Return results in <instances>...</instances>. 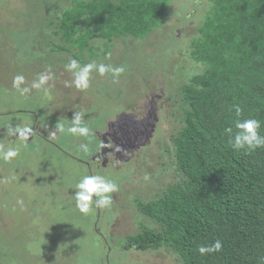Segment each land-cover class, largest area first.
Returning a JSON list of instances; mask_svg holds the SVG:
<instances>
[{
  "label": "rangeland",
  "instance_id": "374dc122",
  "mask_svg": "<svg viewBox=\"0 0 264 264\" xmlns=\"http://www.w3.org/2000/svg\"><path fill=\"white\" fill-rule=\"evenodd\" d=\"M69 1L0 0V146L19 149L8 161L0 156V264H179L171 249L127 251L124 245L143 226L156 228L139 211V203L150 202L179 180L171 143L179 124L171 111L180 107V88L203 69L191 60L190 51L212 1L170 0L165 23L145 39L126 36L110 45L98 40L92 43L94 51L84 53L53 35L56 18ZM70 59L81 66L125 65L126 71L113 83L110 74L93 70L90 87L80 91L65 86L73 79L65 68ZM49 69L53 78L45 85L47 93L32 88ZM17 75L24 77L18 86ZM23 88L29 91L22 93ZM157 94L165 97L161 105L170 108V119L152 109ZM81 110L91 136H51L58 122L67 127ZM148 123L154 132L134 160L119 165L101 150L106 162L100 170L84 164L99 150V133L109 146L110 138L138 146ZM34 125L48 142L27 140L25 148L22 137L9 141V126L19 131ZM81 143L89 144V153L79 150ZM131 155L123 152L122 159ZM84 175L116 181L119 191L111 194L110 207L87 214L76 208L75 184Z\"/></svg>",
  "mask_w": 264,
  "mask_h": 264
},
{
  "label": "trees",
  "instance_id": "16d2710c",
  "mask_svg": "<svg viewBox=\"0 0 264 264\" xmlns=\"http://www.w3.org/2000/svg\"><path fill=\"white\" fill-rule=\"evenodd\" d=\"M169 1H69L53 35L82 53L94 51L98 40H143L165 23ZM211 1L190 51L203 69L180 88V107L173 110L179 180L139 203L156 228L143 226L124 249L168 248L179 264H264V148L233 151L224 134L237 119L231 106L239 104L240 119L260 120L264 135V0ZM217 239L219 252H198Z\"/></svg>",
  "mask_w": 264,
  "mask_h": 264
},
{
  "label": "clouds",
  "instance_id": "9594fccd",
  "mask_svg": "<svg viewBox=\"0 0 264 264\" xmlns=\"http://www.w3.org/2000/svg\"><path fill=\"white\" fill-rule=\"evenodd\" d=\"M67 71L72 73V81L66 82V87H74L80 91H86L90 87V74L95 70L100 76L110 74L113 83H118L119 78L126 71L125 65L113 66L111 64H96L86 63L81 66L77 60L70 59L65 65ZM53 78L51 70L49 69L47 74H40L38 79L35 80L31 87L34 89H43L47 93L48 89L45 87L48 81ZM24 82L22 75H17L14 78V85L18 86ZM22 93L28 92V88L19 89ZM231 111H234L235 119L232 126L224 129V134L227 136V143L231 146L233 151H243L246 154L255 152L257 149L264 148V135H260L261 121L255 118L240 119L243 113V109L239 104H233ZM85 112L83 110L73 113L71 120H68V126L64 123L58 122L55 126V131L51 133V136L55 137L56 133H64L73 137L86 138L93 133L88 127L87 121L84 119ZM10 135H19L23 137L25 143L23 147L27 148L26 141L29 135L32 133V129L25 127L19 131L16 128L9 126ZM109 147L108 144L100 142L99 149ZM79 150L87 154L90 152V146L87 143H81ZM19 155V149L16 147L4 148L0 146V156L5 161L15 158ZM146 180L147 176L144 177ZM74 200L76 208L84 214L92 211L93 208L101 209L108 208L112 204V193L119 191V185L115 180L106 177L104 175H84L75 184ZM19 204H23V201H18ZM222 248V242L217 239L211 245H201L198 247V252L201 255L211 254L219 252Z\"/></svg>",
  "mask_w": 264,
  "mask_h": 264
},
{
  "label": "flooded vegetation",
  "instance_id": "af4514ba",
  "mask_svg": "<svg viewBox=\"0 0 264 264\" xmlns=\"http://www.w3.org/2000/svg\"><path fill=\"white\" fill-rule=\"evenodd\" d=\"M155 98H156L155 100L156 101H159V102H158V105L157 106L155 105L154 102H152V104H153V105H151L152 106V109H155L156 111H159L160 113L163 114V117L165 119H168L170 117V112H169L170 108L168 106H166V104H165L166 102L161 105V102L164 101V100H166L165 97L164 96L160 97V95L157 94V96ZM171 113H172V115H171V117H172L173 116V112L171 111ZM31 129H32V133L29 135L28 140H34V139L38 138V139H40V140H42L44 142L45 141L48 142V140L46 139V137L44 136V134H42L38 130H36V125H34L33 127H31ZM110 133H112V130L111 129H110ZM97 134L98 133L96 132V135ZM144 134H147L148 135V131H146ZM98 135L101 138V142H102V140H104L103 137H102V135L100 133ZM147 135H144V138L141 140L140 145H138V146L137 145H134V143L133 142H130V140L110 138L109 139L110 146L107 147V148L99 149L97 152L91 154V156L89 157L88 162H84V164L89 169H90V163L91 164H94V166L96 167V170L97 169L100 170L101 167L104 165V162H106L105 160L102 161L101 158H103V157L100 154V151L101 150H105V153L104 154H106V155L104 156V158L109 159V161H110V159H112L114 162L116 161L117 164L121 163L122 165H124V164L130 162L131 160H134L133 158L136 157L137 152L139 150H142L145 147V146H143V144H144V142L146 140ZM14 138H15L14 136L10 135L9 140L14 139ZM130 151L132 152V155L130 157H128V159H125V160L122 159V153L123 152H130Z\"/></svg>",
  "mask_w": 264,
  "mask_h": 264
},
{
  "label": "water",
  "instance_id": "95a60500",
  "mask_svg": "<svg viewBox=\"0 0 264 264\" xmlns=\"http://www.w3.org/2000/svg\"><path fill=\"white\" fill-rule=\"evenodd\" d=\"M151 117L153 116L152 114L150 115ZM154 116H157V113L156 112H154ZM150 119V118H149ZM146 131H148V135H152L153 134V129H151L150 127H149V123L147 124V128H146ZM145 131V132H146ZM145 135H147V134H145ZM147 138H148V136H147ZM143 146H145V143L143 144Z\"/></svg>",
  "mask_w": 264,
  "mask_h": 264
}]
</instances>
